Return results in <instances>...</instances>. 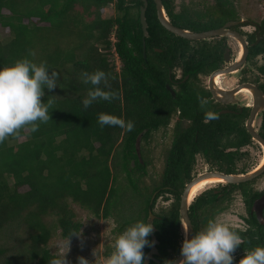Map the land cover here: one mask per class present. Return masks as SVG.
I'll use <instances>...</instances> for the list:
<instances>
[{
    "label": "trees",
    "instance_id": "1",
    "mask_svg": "<svg viewBox=\"0 0 264 264\" xmlns=\"http://www.w3.org/2000/svg\"><path fill=\"white\" fill-rule=\"evenodd\" d=\"M162 1L174 25L193 31L216 28L234 15L221 0L212 12L185 5L177 10L175 0ZM109 4L114 15L105 18L102 12ZM142 5V0H0V28L8 32L0 34V67L26 58L59 74L57 88L43 98L51 105L49 121L37 122L36 132L25 126L0 144V264H51L60 257L51 250L53 238L74 239L83 228L72 204L98 219L116 212V238L138 221L148 223L152 212L159 262L149 264H171L184 240L180 196L194 175L198 153L219 171L237 173L233 148L250 138L241 134L237 143L233 117L218 114L213 121H201L210 108L190 81L174 96L166 88L172 86L168 71L174 64L187 73L203 68V46L191 47L192 41L165 29L154 0H148L144 56ZM113 46L119 71L108 58ZM96 70L107 74V87H101L114 98L85 108L83 100L93 86L81 74ZM177 107L182 114L169 130ZM101 116L125 126H102ZM182 118L190 119L186 127ZM157 134L170 136L160 156L154 154ZM167 193L173 197L170 206L156 211L158 198ZM204 198L198 195L191 208L200 211ZM191 217L194 234L209 222L202 213ZM150 248L145 247V256ZM113 251L109 247L106 256Z\"/></svg>",
    "mask_w": 264,
    "mask_h": 264
},
{
    "label": "flooded vegetation",
    "instance_id": "2",
    "mask_svg": "<svg viewBox=\"0 0 264 264\" xmlns=\"http://www.w3.org/2000/svg\"><path fill=\"white\" fill-rule=\"evenodd\" d=\"M203 1L205 4L202 5L201 2L195 5L192 2L189 3L196 8L202 6L203 10L212 12L217 9V3L220 0ZM221 1L228 3L227 6L233 10L234 15L232 19L228 18L221 22L218 27L212 29L225 27L228 30L239 33L246 43L245 59L241 63L242 45L233 36L219 35L202 40H190L192 41L191 47L203 46L206 64L203 65V68L197 69V71L192 69L189 73L185 72L179 64H174L168 71V79L172 86L167 83L166 88L174 96L176 90L184 92L187 88L184 83L190 81L194 85L191 88L198 93L200 102L206 108H210L207 115L199 116L201 121H213L218 114L231 115L233 117L232 121L237 123V132L235 131L237 143L241 134L250 138L248 143L237 145V149L233 148L237 152L235 154L237 156V174L260 170L259 173L251 180L237 184H210L208 188L203 190L205 186L202 189L203 191H199L200 194L205 195V198L201 200V212L194 210L196 206L194 209L191 208L199 192L193 197L188 209L193 226V235L195 227L191 216H198L201 213L208 218V221L219 220L232 226L238 232L242 239L240 247L234 254L236 261H238L240 257L255 247L264 246V169H262L264 166V145L260 141L261 139L264 140V27L262 25L264 12L259 15V19L239 14L237 18V0ZM216 23L218 24L220 21ZM239 46L241 47V53L238 55ZM187 61L192 66L193 61L190 57ZM237 63V69L232 70L228 74H219L213 77L212 83L216 89L228 92L234 90L233 97L230 98L229 102L220 101L212 91V76L218 70L230 68ZM205 67L211 69L205 70ZM245 85L251 86V95L242 92L246 89H243ZM181 114L180 108L177 107L169 130L174 127ZM184 118L181 119V124L186 127L190 119ZM250 118L251 132L248 129ZM218 132L219 136L223 137V133L221 131ZM232 135L236 137L234 133ZM217 147L223 148L221 144H217ZM213 151L215 150L213 149ZM198 156L204 162V166L197 164V159L194 164V175L192 178L203 172L219 171L214 165L206 161L200 152Z\"/></svg>",
    "mask_w": 264,
    "mask_h": 264
},
{
    "label": "clouds",
    "instance_id": "3",
    "mask_svg": "<svg viewBox=\"0 0 264 264\" xmlns=\"http://www.w3.org/2000/svg\"><path fill=\"white\" fill-rule=\"evenodd\" d=\"M81 76L85 84L93 86L83 100L85 108L99 99L114 98L112 92L101 87L102 84L107 87L108 79L103 70L84 72ZM58 78L59 74L50 71L46 63L37 64L26 58L0 67V144L25 126L31 125V131L36 132L39 130L37 122L49 121L51 105L45 104L43 98L46 91H55ZM99 123L102 126H125L123 121L105 116L99 117ZM126 127L131 131L134 124L129 121ZM153 231L150 222L138 221L127 227L115 239L114 251L104 264H144V249L154 243L149 240ZM241 243V236L232 226L211 220L202 231L190 237L185 229L179 264H264V246L255 247L236 261L234 254ZM51 264H67L65 254L53 259ZM79 264H89V261L81 257Z\"/></svg>",
    "mask_w": 264,
    "mask_h": 264
},
{
    "label": "rangeland",
    "instance_id": "4",
    "mask_svg": "<svg viewBox=\"0 0 264 264\" xmlns=\"http://www.w3.org/2000/svg\"><path fill=\"white\" fill-rule=\"evenodd\" d=\"M202 1L203 0H175V5L177 10L184 4L189 7L192 6L191 8H196L193 5L198 2H201V5L205 4V2ZM189 2H192L193 5ZM201 8L202 6L196 9L200 10ZM237 12L242 16H253L254 18L259 19V15L264 12V0H237ZM102 14L105 18H109L114 15V5H107L104 8ZM249 29H251V27H249ZM0 34L1 36H6L8 32L4 28H0ZM65 43V39H63L61 44ZM108 58L110 63L117 69L116 61H114V56L111 51L108 53ZM156 136L158 143L155 147L157 149L155 150L154 154L156 156H160V150L161 148H165L168 146L170 142V136L167 135L165 138H163L161 134H157ZM24 139L25 137L20 138V140ZM203 163L204 162L200 158H198L197 164L204 166ZM158 164L161 165V162L157 161V165ZM160 165H158L157 167L159 170L161 167ZM208 187L209 186H206L203 190ZM26 189L27 188H23L22 190ZM172 200L173 197L169 193L159 197L156 203V211L170 206ZM72 207L77 214L76 218L78 220H81V222L83 223V228L81 229L80 235L70 240L64 239L59 235L55 236L51 244L52 252L59 256L65 254L67 264H79V259L81 257L87 259L89 261V264H104V261L108 257L106 256L107 249L114 246V239L116 238V234L113 232L114 228L117 225V222L115 221L117 220L116 212H114V216L109 219H98L89 214L85 209L77 204H72Z\"/></svg>",
    "mask_w": 264,
    "mask_h": 264
},
{
    "label": "water",
    "instance_id": "5",
    "mask_svg": "<svg viewBox=\"0 0 264 264\" xmlns=\"http://www.w3.org/2000/svg\"><path fill=\"white\" fill-rule=\"evenodd\" d=\"M142 1H143V5L140 8V21H141L142 29H143V33H144L143 51H144V56H145V53H146L145 38L149 36L148 23L146 20V10L148 7V0H142ZM154 2L156 4L157 17H158L160 23L162 24V26L165 29H167L169 32H171V33H173L179 37L185 38L187 40H202V39H207V38H210L213 36H219V35H221V36H223V35L233 36L242 45L243 50H242V54H241V58H240L241 63L245 59V54H246V50H247L246 49V43H245L244 39L239 35V33L228 30L225 27L212 29V30H208V31H202V32H195V31H192L189 29H184V28L178 27L170 21L168 15L166 13V10L164 8L163 1L162 0H154ZM237 67H238V63L231 66L230 68L218 70L212 76V79H211L212 91L215 94L216 98L219 99L220 101L229 102L230 98L233 97L234 90H231L228 92V91H224V90L221 91L220 89H216L212 83L213 77L216 75H219V74H228L232 70L237 69ZM244 88L248 89L249 92H252V88L250 85H245L243 87V89ZM248 129L251 132V118L248 122ZM260 141L264 145V140L261 139ZM262 169H264V166ZM259 171L260 170H257L254 172H247L244 174L224 173L221 171H209V172H203V173L195 176L194 178H192L185 185L183 192L181 194V198H180L179 215H180V219H181L183 237L185 238V229L188 230L189 237L191 234H193V226H192L189 214H188L189 205L193 201V200H191V196H190L191 190L193 187H195L200 182H202L206 179H209V178H219L222 181L221 183H225V184H229V183L237 184L240 182H245V181L251 180L255 175H257L259 173ZM212 185H214V184H212ZM154 197H155V194L153 195L151 202L153 201ZM154 217H155L154 214L152 212H150L149 218H148V223L149 222L152 223ZM155 230L156 229L154 227V231L151 234V241L154 243L152 244L147 255L145 256L144 264H149L151 260H155L156 262H159L155 258V255L159 254L158 249H157V245L159 244V241L157 240V238L154 235ZM181 259H182V256H181V253H179V255L176 257V259L171 264H179V261Z\"/></svg>",
    "mask_w": 264,
    "mask_h": 264
},
{
    "label": "bare ground",
    "instance_id": "6",
    "mask_svg": "<svg viewBox=\"0 0 264 264\" xmlns=\"http://www.w3.org/2000/svg\"><path fill=\"white\" fill-rule=\"evenodd\" d=\"M241 53V47L239 46L238 48V55ZM241 57V56H240ZM239 57V58H240ZM218 81V80H217ZM216 81V82H217ZM221 82V81H220ZM216 84V83H215ZM243 93L245 94H250L249 90L248 89H244L242 91ZM251 95V94H250ZM222 181L219 179V178H209V179H206L202 182H200L198 185H196L195 187L192 188L191 190V200L193 199V197L200 191L202 190L205 186H208L210 184H217V183H221Z\"/></svg>",
    "mask_w": 264,
    "mask_h": 264
},
{
    "label": "built area",
    "instance_id": "7",
    "mask_svg": "<svg viewBox=\"0 0 264 264\" xmlns=\"http://www.w3.org/2000/svg\"><path fill=\"white\" fill-rule=\"evenodd\" d=\"M112 41H114V38H112ZM112 52L114 53V61H116V66H117V69L119 70L121 62H120L119 57H118V55H117V53L115 51V47L114 46H113Z\"/></svg>",
    "mask_w": 264,
    "mask_h": 264
}]
</instances>
